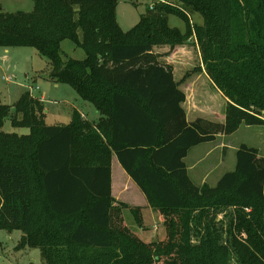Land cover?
<instances>
[{
  "label": "trees",
  "instance_id": "trees-1",
  "mask_svg": "<svg viewBox=\"0 0 264 264\" xmlns=\"http://www.w3.org/2000/svg\"><path fill=\"white\" fill-rule=\"evenodd\" d=\"M32 1L29 11L0 6V46L34 47L52 81L70 85L100 117L92 123L73 110L67 124L48 125L29 90L0 102V127L9 116L28 129L0 130V229H28L17 247L39 248L45 264H264L259 149L240 143L233 169L214 185H196L184 162L199 143L242 124L264 125V0L157 2L126 31L116 0ZM187 10L202 23H190ZM172 13L186 22L184 32L168 25ZM189 34L200 64L176 80L153 47L172 49ZM65 39L84 56L63 58ZM202 68L226 99L223 121L186 119L179 84ZM112 154L159 211L165 241L145 243L114 225ZM221 211L224 225L215 218Z\"/></svg>",
  "mask_w": 264,
  "mask_h": 264
},
{
  "label": "rangeland",
  "instance_id": "rangeland-1",
  "mask_svg": "<svg viewBox=\"0 0 264 264\" xmlns=\"http://www.w3.org/2000/svg\"><path fill=\"white\" fill-rule=\"evenodd\" d=\"M153 1L154 0H116L115 19L119 27L124 31L133 27L138 22L139 15L143 13ZM0 6L5 11H29L33 7V1L0 0ZM187 12L189 14L190 23H202V16L200 13L189 10H187ZM167 23L169 26L175 27L181 32L186 30V22L176 14H169L167 16ZM187 39L186 43L177 45L172 49H168V45H165L166 47L156 46L155 49H168L167 52L160 51V53L169 55L173 52L176 62H187L185 67L191 69L200 64V57L198 46L193 35L189 34ZM60 49L63 58H82L84 56L82 48L74 46V44L67 39L61 42ZM155 49L153 48V50ZM49 70L50 64L47 58L42 56L34 47L0 46V102L12 104L19 98L24 90H29L30 94L38 98L43 105L42 107L45 111L44 122L48 125L67 122L70 119L71 106L73 103L80 102L83 110H85L89 115L88 117H90L92 113L95 112V107L90 102L81 99L70 85L65 83H53L52 79L49 77ZM180 70L183 71L182 68ZM212 90H214V88H212ZM212 90H210L209 94L211 97L208 98L210 103H206L208 108L207 110H203V114H201L199 110L200 115L207 117L210 114L211 116L214 115L212 111H214V113L223 111L225 102L223 103V99ZM212 95L214 96L213 99H211ZM41 96L43 99L40 98ZM0 130L4 132H16L18 134H25L28 132L26 127L13 126L9 116L4 120ZM224 140L226 142L228 141L227 144L230 146V149L225 145L221 147L222 149L215 147L218 146L220 140L215 141L213 144H210L213 145V148H211L213 150L210 151L211 153L208 158L202 163L203 168L210 166L212 168L214 161H219V158L222 157L223 162L218 164V171L214 172V175H219L223 171L233 169V146H238L241 142H246L249 145L257 147L260 155L264 156V125H252V128L249 129L242 124L238 131H235L230 137H225ZM204 146L207 147L208 145L204 144L196 147L198 148L197 151H200ZM194 150L192 154L195 152ZM190 156L187 159L188 162L191 158ZM221 164H223V166ZM115 178H117V175L114 174V183L117 185ZM210 180H213L212 173H210ZM123 195L132 202H136L140 199V195L138 196L131 191H126ZM120 202L125 203V205L119 204ZM114 206L117 208L114 216L115 226L125 227L145 243H156L166 240V228L162 221V216L159 214V211L151 207L148 202L137 205L115 199ZM131 208L138 209L136 214L138 217H141L140 222H136L130 210ZM34 209L35 212L37 211V214L41 212L39 210L38 200H36L34 204ZM225 209L229 211V209L234 208L227 207ZM245 210L250 211L249 208H245ZM223 216L224 211H221L218 212L215 217L216 221L222 225H224L226 220V218L222 219ZM194 224L199 226L196 221ZM27 231L28 229L24 230V228L23 230L21 228L11 230L0 229V264H45L39 248L17 247L21 237L27 234ZM195 240L196 239L193 237V241ZM232 264L235 263L232 262Z\"/></svg>",
  "mask_w": 264,
  "mask_h": 264
},
{
  "label": "crops",
  "instance_id": "crops-1",
  "mask_svg": "<svg viewBox=\"0 0 264 264\" xmlns=\"http://www.w3.org/2000/svg\"><path fill=\"white\" fill-rule=\"evenodd\" d=\"M159 47H161V46H159ZM162 47H166V46L162 45ZM153 48L155 49L156 46H154ZM162 49L163 50L155 49L154 51L159 52V53H160V51L167 52L169 48L167 50H165L166 48H162ZM160 60L162 62L172 64L173 75H174V78L176 80H179L181 78V76H183L185 71L189 69V68L185 67V64L187 62H185V63L176 62L175 54L173 52H171L169 55L168 54H162V56H160ZM181 68L183 69V71L180 70ZM53 83L58 84L56 82H53ZM179 88L185 93V100L182 102V106L184 108L185 116H186L187 120H191V119H194L195 117L200 116V117H205V118H209V119H213V120H217V121H223V119H224V106L225 105L223 106L222 112L220 111L219 113L218 112L214 113V111H212V114H214V115L211 116V114H210L207 117L204 115H200V112H201V114H203L202 113V112H204L203 110H207V108H208V105L206 103H210L208 101V98L211 97V95H209V94H210V90H212V88H214V90H212V91L216 92L217 95L219 97H221V99H223V103L226 101V99L222 95V93L216 88V86L209 79L204 68H202V70L199 72L192 73V75L187 77L183 82H181L179 84ZM213 97L214 96L212 95L211 99H213ZM40 98L43 99L42 96ZM73 110H77L83 119L88 120L92 123H95L100 117V114L96 110H95V112L92 113V115L90 117H88L89 115L87 114V112L85 110H83V107L81 106L80 102L72 104L70 117H71ZM199 110H200V112H199ZM44 114H45V111H44ZM69 120L65 123H60V124H67L69 122ZM55 125H57V124H55ZM245 126L249 129L252 128V125H245ZM238 129H239V127H238ZM238 129L235 131H238ZM233 133H231V134H233ZM231 134H229V135H217L215 140L199 143V144L191 147L188 150L186 156L184 157V162L186 164L188 175L190 176L191 180L196 185H202L203 183H208L210 185L214 184L217 181V179L221 176V174L223 172H225V171H223L219 175H214L215 174L214 172L218 171V164L223 162L222 157L219 158V161H214V163L212 164L213 165L212 168H211V166L203 168L202 163L208 158L209 154L211 153L210 151L213 150V149H211V148H213V145H210V144H213V142L220 140L218 146H215V147L222 149L221 147L225 145L227 148L230 149V146L227 144L228 141L226 142L224 139H225V137H230ZM244 143H246V142H244ZM204 144L208 145V146L207 147L204 146V148H202L200 151H197L198 148H196V147H198L200 145H204ZM246 144H248V143H246ZM237 147L238 146H233L234 164H235V151H236ZM194 149H196V150H194ZM193 150L195 152L192 154ZM190 155H192V156H190ZM189 156L191 158L188 162L187 159L189 158ZM221 165L223 166V164H221ZM110 169H111V194L116 200H122V201L129 202L132 204H137V205L147 203L143 192L131 180V178L126 174V172L124 171V169L122 168V166L118 162L117 157L114 154H112V156H111ZM210 173H212L213 180H210ZM114 174L117 175V178H115L117 185H115V183H114ZM216 174H218V173H216ZM126 191H131L138 196L140 195L139 196L140 199L136 202L130 201V199L125 198L123 195V194H125Z\"/></svg>",
  "mask_w": 264,
  "mask_h": 264
},
{
  "label": "built area",
  "instance_id": "built-area-1",
  "mask_svg": "<svg viewBox=\"0 0 264 264\" xmlns=\"http://www.w3.org/2000/svg\"><path fill=\"white\" fill-rule=\"evenodd\" d=\"M157 2H166L167 3L168 0H154L148 7L152 8L154 6V3H157ZM3 78H5V77H3Z\"/></svg>",
  "mask_w": 264,
  "mask_h": 264
}]
</instances>
